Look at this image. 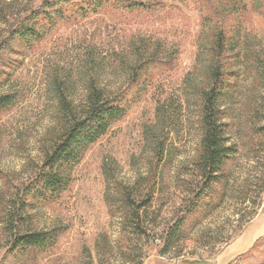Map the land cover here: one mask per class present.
Instances as JSON below:
<instances>
[{
    "label": "rangeland",
    "instance_id": "374dc122",
    "mask_svg": "<svg viewBox=\"0 0 264 264\" xmlns=\"http://www.w3.org/2000/svg\"><path fill=\"white\" fill-rule=\"evenodd\" d=\"M42 1L0 0V41L9 23ZM142 2L156 10L105 7L58 23L31 48L0 44V95L17 96L0 112V264H264V0ZM219 12L231 26L234 75L222 109L233 154L226 180L189 212L199 181V95L207 87ZM143 44L173 63L91 146L69 190L24 216L23 231L57 230L55 244L24 258L9 253L6 216L56 135L59 96L80 105L89 81L121 90ZM169 111L176 116L165 130ZM127 196L135 206L146 202L139 222ZM180 222L184 231L174 237Z\"/></svg>",
    "mask_w": 264,
    "mask_h": 264
},
{
    "label": "trees",
    "instance_id": "16d2710c",
    "mask_svg": "<svg viewBox=\"0 0 264 264\" xmlns=\"http://www.w3.org/2000/svg\"><path fill=\"white\" fill-rule=\"evenodd\" d=\"M105 7L129 13H152L156 10L154 5H146L142 0H43L39 7L9 23L7 35L1 39L0 44L3 49L16 44L31 48L39 44L58 23L86 18ZM0 12H3L1 7ZM218 14H222L223 18L220 20L222 22H217L214 26L213 54L208 68L207 87L201 90L199 95V117L203 132L200 154L195 161L199 170V181L189 212H194L203 203L204 198L210 197L208 193L214 184L226 180L224 174L233 154L232 147L227 145V129L222 109L234 75L230 67L231 26L227 21V14ZM146 45L136 48L139 61L130 69L129 82L121 90L106 91L89 81L87 96L82 104L75 105L66 96H59L56 135L42 149L41 161L21 186V195L6 216V227L11 236L9 253L24 258L30 255L31 251L47 250L55 244L59 233L57 230L23 231L24 216L34 204L56 202L69 190L73 172L91 146L105 137L110 129L137 105L152 79L159 76V69L167 68L173 63V57H163L159 55L157 48L150 50ZM16 102L17 96L14 94L0 95V112L10 110ZM175 116L176 111L165 114L166 126L163 129L166 130L170 121L172 125ZM155 150L161 161L165 142L159 140ZM126 202L132 217L139 222V210L146 206V202L135 206L128 196ZM182 223L184 222L173 227L174 237L184 231Z\"/></svg>",
    "mask_w": 264,
    "mask_h": 264
}]
</instances>
